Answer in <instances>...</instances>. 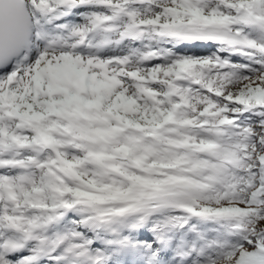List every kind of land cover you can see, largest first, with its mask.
<instances>
[{
    "label": "snow or ice",
    "instance_id": "1",
    "mask_svg": "<svg viewBox=\"0 0 264 264\" xmlns=\"http://www.w3.org/2000/svg\"><path fill=\"white\" fill-rule=\"evenodd\" d=\"M0 264H264V0H0Z\"/></svg>",
    "mask_w": 264,
    "mask_h": 264
}]
</instances>
